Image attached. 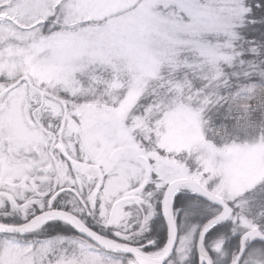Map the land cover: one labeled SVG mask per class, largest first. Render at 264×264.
I'll use <instances>...</instances> for the list:
<instances>
[{
    "label": "snow or ice",
    "instance_id": "1",
    "mask_svg": "<svg viewBox=\"0 0 264 264\" xmlns=\"http://www.w3.org/2000/svg\"><path fill=\"white\" fill-rule=\"evenodd\" d=\"M0 264H264V0H0Z\"/></svg>",
    "mask_w": 264,
    "mask_h": 264
}]
</instances>
